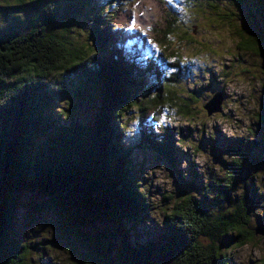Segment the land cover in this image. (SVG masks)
<instances>
[{"label":"trees","instance_id":"trees-1","mask_svg":"<svg viewBox=\"0 0 264 264\" xmlns=\"http://www.w3.org/2000/svg\"><path fill=\"white\" fill-rule=\"evenodd\" d=\"M12 1L17 8L30 2L51 4L50 0H4ZM124 1L131 0H60L46 20L12 15L8 23L0 21V264H51L35 261L33 251L39 248L23 243L18 230L20 198L27 192L42 195L51 206L58 239L67 244L71 264H231L234 251L256 240L250 228L251 202L260 199L264 208V194L258 187L254 195L251 189V199L250 189L241 193L235 179L247 180L234 166L224 178L209 180L204 201L186 191L188 196L167 209L171 211L163 215L165 228L159 241L137 242L141 233L149 235L144 230L154 207L134 174L121 119L137 107L142 121L164 93L172 106L178 97L168 84L159 91L144 90L145 74L119 53L113 24L126 15L113 3ZM230 1L236 6L248 3ZM92 3L100 10L93 17L95 45L90 54L71 48L54 24L65 23L68 32L86 10L94 11ZM139 5L143 8L137 18L140 30L154 44L169 49L178 16L166 0H141ZM260 43L264 30L253 34L248 45ZM70 74L76 96L86 97L93 85L99 90L101 105L93 128L69 127L48 113L62 97L54 84ZM140 91L146 93L138 102ZM145 97L150 102L143 101ZM183 103L181 112L188 116L190 105ZM164 135L157 151L174 163L175 138ZM261 141L264 144V135ZM240 144L241 150L249 147ZM166 199L171 202L173 197ZM53 241L64 245L45 239Z\"/></svg>","mask_w":264,"mask_h":264},{"label":"rangeland","instance_id":"rangeland-1","mask_svg":"<svg viewBox=\"0 0 264 264\" xmlns=\"http://www.w3.org/2000/svg\"><path fill=\"white\" fill-rule=\"evenodd\" d=\"M52 1L44 5L30 2L17 8L16 1L8 4L0 0V21L8 23L12 15L30 16V21L44 17L46 20L61 4L57 0L53 5ZM166 1L179 18L169 49L151 42L138 27L137 18L143 15L141 0L113 3L120 5L117 8L126 15L113 24L119 53L145 74L144 90L159 91L168 84L178 97L177 105L172 106L168 101L171 97L164 93L161 103L142 121L137 107L121 119L123 142L132 152L129 158L134 162V174L154 207L144 230L149 235L146 238L141 233L137 241L141 243L159 241L165 228L163 215L171 211L167 209L175 202L188 196H184L186 191L204 201L202 195L209 180L224 178L234 172V166L244 172L248 183L236 177L241 193L246 189H250V193L253 189L254 195L258 187L264 194V144L261 141L264 135V43L251 48L248 45L253 34L264 30V1L247 0L248 3L241 6L230 0ZM96 4L92 3L94 11L86 10L68 32L65 23L54 24L55 32L64 37L67 44L70 42L71 48L88 50L91 54L90 48L95 45L93 17L100 10ZM176 65L179 66L177 71L173 69ZM71 82L70 74L54 84L62 97L48 113L60 117L61 123L69 127H95L101 105L99 90L93 85L82 98L70 88ZM145 93H137L138 102ZM216 93L223 94L222 112L208 117L204 105ZM146 99L150 102L151 98L142 100ZM183 102L190 105L188 116L181 112ZM164 134L175 138L174 163L166 161L157 151V142L163 140L160 138L165 137ZM241 142L248 143L249 147L239 149ZM238 152L245 153L247 158ZM168 197L173 200L168 201ZM20 200L18 230L23 243L39 248L33 251L35 261L71 264L73 259L67 244L58 239L56 216L48 202L36 192L22 194ZM260 205V199L258 203L251 202L250 228L256 240L234 251L229 256L231 264H264V208ZM45 239H56L64 245L54 241L47 243ZM133 239L131 234L130 242Z\"/></svg>","mask_w":264,"mask_h":264},{"label":"water","instance_id":"water-1","mask_svg":"<svg viewBox=\"0 0 264 264\" xmlns=\"http://www.w3.org/2000/svg\"><path fill=\"white\" fill-rule=\"evenodd\" d=\"M223 101L224 99L222 93L214 94V96L204 105V110L206 111L207 116L212 117L215 114L221 113Z\"/></svg>","mask_w":264,"mask_h":264}]
</instances>
